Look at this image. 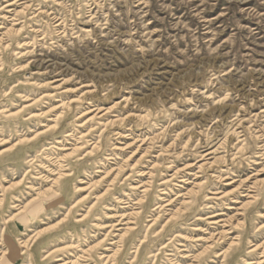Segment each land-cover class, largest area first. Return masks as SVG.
<instances>
[{"label": "rangeland", "instance_id": "1", "mask_svg": "<svg viewBox=\"0 0 264 264\" xmlns=\"http://www.w3.org/2000/svg\"><path fill=\"white\" fill-rule=\"evenodd\" d=\"M0 264H264V0H0Z\"/></svg>", "mask_w": 264, "mask_h": 264}, {"label": "bare ground", "instance_id": "2", "mask_svg": "<svg viewBox=\"0 0 264 264\" xmlns=\"http://www.w3.org/2000/svg\"><path fill=\"white\" fill-rule=\"evenodd\" d=\"M40 202H41V201H40ZM41 203H42V202H41ZM39 209L42 210V206H40ZM31 213H32V212H31ZM25 217H26V216H25ZM22 244H24V246H25V243H22ZM24 246H23V248H25ZM82 252H83V251H82ZM8 255H9V253H5V254L2 256V259H3L4 261H6V262L9 261V260H8L9 257H7ZM85 255H86V253H85ZM11 257H12V256H11ZM87 257H88V256H87ZM1 261H2V260H1ZM104 261H105V260H104Z\"/></svg>", "mask_w": 264, "mask_h": 264}]
</instances>
